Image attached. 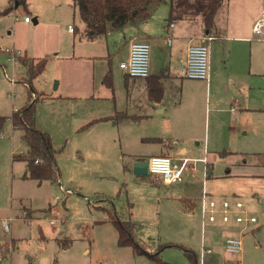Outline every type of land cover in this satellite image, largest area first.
<instances>
[{"label": "rangeland", "instance_id": "374dc122", "mask_svg": "<svg viewBox=\"0 0 264 264\" xmlns=\"http://www.w3.org/2000/svg\"><path fill=\"white\" fill-rule=\"evenodd\" d=\"M168 4L169 0L157 7L155 19L165 15ZM10 6L13 7L10 13L0 14L1 64H7L2 49L12 47L13 39L22 43L47 37L64 54L72 48V41L80 42L85 38L84 23L73 0H26V4L18 6L15 0H0V11ZM25 14L32 18L38 16L39 22L35 24L32 20L26 25ZM70 24L77 31L75 36L69 31ZM98 38H103L99 39V44L106 39L105 35ZM165 45L161 50L150 45L152 66L162 69L170 49L167 43ZM248 56L244 72H247L249 87L231 84L226 89L225 83H220L210 96L205 92V81H186L183 109L190 98L193 101L196 98L200 105L199 116H214L216 94L238 99L241 108L246 109L236 135L228 138L231 146L209 154L196 153L193 148V152L187 150L183 155L206 158L202 163L188 158L184 181L171 186L155 180L149 173L134 172L135 161H147L158 146L156 142L137 139L138 135L146 133L151 124L149 119L143 117L136 122L134 116H95L96 111L92 109L97 110L100 105L92 100L83 99L81 103L49 100L60 93V89L55 88L56 83L74 82L79 68L73 63L48 59L43 73L32 81L37 91L33 93L29 92L25 65L16 67L14 87L1 77L0 116H5L6 120L0 130V244L13 241L15 247L11 256L0 264H139L132 251L122 250L119 245L112 215L142 223L137 224L134 231L138 239L149 241L152 236L156 240L160 237L180 240L193 232L194 242L197 237L201 239L200 213L198 209L190 211L178 196L200 198L204 191L213 195L242 193L241 199L250 215L257 219L245 228L243 250L235 255L226 253L222 245L226 226H207V236L218 241L210 255L216 259L213 264H228V260L235 259L240 260V264H264V165L258 168L262 171L258 174L263 176L252 179L255 182L252 183L242 176L243 166L235 164L260 163L264 158V146L260 143L264 140V41H257L253 50L255 72L250 73L252 52L249 50ZM172 70L179 72L175 59ZM174 84H168L171 91L175 90ZM122 86V83L116 85L115 92L124 98ZM176 89L175 94L180 95L181 86ZM37 96L40 100L36 107V127L50 134L57 150V179L41 183L24 177L26 161L16 156L27 154L28 146L22 138L23 132L13 129L11 119L15 108L24 107ZM110 107L113 108L112 103ZM244 129L249 130V134H243ZM206 161L214 167L208 184L204 175ZM228 167L232 168V175L227 177ZM9 217L14 220L11 232L7 233L3 220ZM54 218L56 223L51 224ZM180 222L188 230L181 231L177 227ZM233 226L232 234L240 235L244 225Z\"/></svg>", "mask_w": 264, "mask_h": 264}, {"label": "crops", "instance_id": "0c3cea01", "mask_svg": "<svg viewBox=\"0 0 264 264\" xmlns=\"http://www.w3.org/2000/svg\"><path fill=\"white\" fill-rule=\"evenodd\" d=\"M168 6V11L159 19H155L153 13L146 21L129 23L122 29L109 31L105 35L106 39H104V43L99 44L98 42L99 39L103 38L95 40L81 38L80 42L74 40L72 41V48L64 54H61L60 47L47 37L39 40L28 39L22 43L13 39L12 47L3 48L2 50L5 55L6 49H13L21 51L23 56L25 55L30 59L48 57L51 61L55 62L66 61L73 63L79 68L74 82L64 85L62 81H60L61 83H57L60 93L53 95L54 98H49V100H75V102L80 101V103L83 102V99L92 100L94 103L97 101L99 103L96 104H99L100 107L97 110L92 109L96 111L95 116H114L115 114L119 116H134L135 118L139 116L138 119L134 118L136 122L145 117V119L147 118L151 121V124L146 133L138 135L137 139L151 141L149 138H159L161 140L152 141L158 145L152 156L169 155L176 163L182 162L184 158H195V160H199L202 163L206 157L187 156L183 155V153L187 150L193 152V148L196 153L209 154L212 150L230 147L231 143L228 141V138L230 140L231 137L236 135V128H240L238 126L242 120V116L245 114L244 110L246 108H241L242 105L238 99L233 100L229 96L216 94L213 105L214 116H199L200 105L196 102V98L195 101L190 98L188 104L183 109L185 83L193 79L184 78L181 75L182 61L186 57L188 46L193 43L202 42L203 35L209 33L215 36V39L210 42V80L209 82L205 81V92L211 96L214 89L220 83H225L226 89H229L231 84L241 88L249 87L246 76L247 72H244L246 70L244 68L248 64L249 50V52H252L250 73L255 72L253 71V50L257 41L264 40L257 39V36L253 33V25L262 14L264 0H224L216 14L215 26L212 29L205 28L201 17L169 21L170 4ZM32 19H37V23L39 22L38 16ZM25 23L29 25L31 22ZM84 27L85 25H83ZM76 32L75 30L71 33L75 36ZM169 39H171V43H169ZM133 40L146 41L151 46L160 50L165 48V44L167 43L170 47L169 56L162 65V69L161 67L156 68L150 63L149 77L134 78L127 75L121 68L120 63L128 59L130 44ZM173 59L176 61L179 72L172 70ZM19 65L24 64L20 61ZM109 71L112 74L113 89L103 83V79ZM120 83L123 84L122 91L124 90L125 93L124 98L119 97L115 92L116 85ZM159 83L163 87V94L160 99L157 98L158 93L155 91ZM169 83L172 85L175 83L174 91L169 89ZM179 85L181 86V94L176 95V88ZM110 103L113 104V108L110 107ZM16 110L17 108H15ZM13 129L18 128L13 125ZM243 134H249V130L244 129ZM174 140L175 142H173ZM260 143L264 146V140ZM206 162L205 169H207V172H204V175L208 184L214 167L211 166L209 161ZM243 163L238 162L235 164L243 166L241 168L243 172L242 176L250 182L255 183L252 179L263 176L258 174L262 172L258 168L263 167L264 158L260 163ZM236 168L239 169L240 167ZM231 175L232 168L228 167L225 176ZM239 191L243 192L244 190ZM232 192L230 195H213L206 191L209 198L216 199L219 203L223 198H231L232 200L242 198V195H240L242 193ZM178 197L185 201L190 211L198 209L201 216V239L197 237V241L193 242V232H191V236H184L185 239L182 238L180 240H170L165 239V237H160L156 240L152 236L149 241L142 238L138 239L135 236L136 239L139 241L140 246L146 249L149 254L156 256L162 262H167L168 264H193L185 253L184 248L191 251L198 264H207L209 261L210 264H213L216 259L210 255L217 248L218 241L211 236H207V226L214 227L218 224L219 226H226V228H223L225 231L222 235V245L225 251L226 237L237 235L232 234V229L235 228L233 225L239 226L240 224L236 223L234 219L229 224H225L222 222L220 214H218L216 222H206L203 232L201 202L203 195L200 198L190 195H179ZM248 213L250 214L249 211ZM188 214L193 215L190 212ZM130 220L135 225H142V223H137L132 218ZM227 225L232 226L227 228ZM177 227L181 231L184 230V232L188 230V227L183 222H180ZM196 236H198V232ZM168 243H174L179 246H165ZM203 245L206 248H211L212 252L205 253L201 258ZM122 247V250L127 249L126 251H132L139 264H158L155 259L146 254L137 253L131 246ZM85 251L88 252V249Z\"/></svg>", "mask_w": 264, "mask_h": 264}, {"label": "trees", "instance_id": "16d2710c", "mask_svg": "<svg viewBox=\"0 0 264 264\" xmlns=\"http://www.w3.org/2000/svg\"><path fill=\"white\" fill-rule=\"evenodd\" d=\"M165 1L167 0H73L74 6L85 25L84 34L87 40H95L111 30L122 29L129 23L146 21L157 7ZM223 2L224 0H169L170 13L168 20L172 22L177 19L201 17L205 28L212 29L215 26L216 14ZM21 3L26 4V0H17V6ZM12 9L13 7L10 6L0 11V14L10 13ZM48 59V57L30 59L25 55L20 58V61L27 67L29 92H35L31 85L32 81L43 73ZM103 83L111 89L114 88L111 71L106 74ZM155 91L158 93L157 98L160 99L163 94L161 83L156 86ZM44 97L46 96L43 95ZM39 98L37 96L35 100H30V103L14 111L11 119L13 125L23 132L22 138L28 146L27 154L16 156V158L26 161L27 167L24 177L36 179L41 183L44 180L57 179V150L53 145L50 134L36 127V107ZM5 120V116H0V130ZM149 140L161 141L159 138H149ZM16 158L14 157V159ZM112 220L118 229L119 245L131 246L137 253L146 254L155 259L158 264H168L149 254L146 249L140 246L134 235L136 228L134 222L122 220L117 215H112ZM165 246L179 245L168 243ZM184 250L193 264H198L191 251L186 248Z\"/></svg>", "mask_w": 264, "mask_h": 264}, {"label": "built area", "instance_id": "2783aa9c", "mask_svg": "<svg viewBox=\"0 0 264 264\" xmlns=\"http://www.w3.org/2000/svg\"><path fill=\"white\" fill-rule=\"evenodd\" d=\"M17 2V0H16ZM25 22H32V17L25 14L23 17ZM173 25V24H172ZM69 31L74 32L75 27L69 25ZM253 33L257 39L264 40V7L261 16L253 25ZM215 36L206 33L203 35V41L190 44L187 48L185 59L181 65V75L184 78L200 79L206 82L210 80V42ZM171 43V39H169ZM7 64H2L0 69V78L4 77L12 87L17 83L15 77V69L19 65L20 58L23 56L21 51L6 49ZM121 68L127 75L134 78H147L150 75V44L142 40H133L130 44V52L127 60L120 63ZM9 68L11 71H9ZM175 142V140L173 141ZM148 173L155 180L161 181L165 185H172L183 181L185 169H187L189 160L184 159L182 163H176L169 155L152 156L147 161ZM203 232L206 222H216L217 216L220 214L222 222L229 224L232 219L238 224L244 225L240 235H229L225 240V251L228 254H240L243 250V235L249 225L257 222L256 217L248 213L246 204L240 199L223 198L219 203L216 199L209 198L206 191L201 199ZM14 218L9 217L3 220L4 231L11 232V225ZM51 224H55L56 220L51 219ZM15 245L12 243L0 244V262L9 258L14 250ZM212 252L211 248L203 245L201 258L205 253ZM228 264H240V260H228Z\"/></svg>", "mask_w": 264, "mask_h": 264}, {"label": "water", "instance_id": "95a60500", "mask_svg": "<svg viewBox=\"0 0 264 264\" xmlns=\"http://www.w3.org/2000/svg\"><path fill=\"white\" fill-rule=\"evenodd\" d=\"M34 22L37 23V19H34ZM55 88H57V83ZM134 172L136 174L145 175L148 174L147 162L137 160L134 163Z\"/></svg>", "mask_w": 264, "mask_h": 264}]
</instances>
